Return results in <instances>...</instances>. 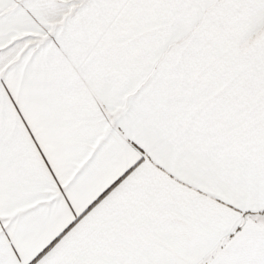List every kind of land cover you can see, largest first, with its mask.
Here are the masks:
<instances>
[{
	"label": "snow or ice",
	"instance_id": "1",
	"mask_svg": "<svg viewBox=\"0 0 264 264\" xmlns=\"http://www.w3.org/2000/svg\"><path fill=\"white\" fill-rule=\"evenodd\" d=\"M0 264H264V0H0Z\"/></svg>",
	"mask_w": 264,
	"mask_h": 264
}]
</instances>
